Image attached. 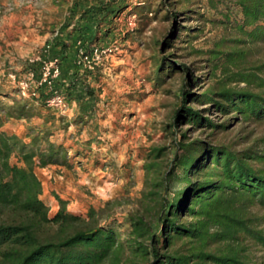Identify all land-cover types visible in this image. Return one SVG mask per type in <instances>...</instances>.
I'll return each mask as SVG.
<instances>
[{
	"label": "trees",
	"instance_id": "1",
	"mask_svg": "<svg viewBox=\"0 0 264 264\" xmlns=\"http://www.w3.org/2000/svg\"><path fill=\"white\" fill-rule=\"evenodd\" d=\"M61 2L69 3L68 13L45 58L59 60L61 78L56 83L65 79L66 88L83 92V107L93 109L96 95L88 79L92 72L82 73L74 66L68 67L73 69L69 72L64 68L67 54L77 41L88 49L113 35L116 19L126 10L135 16L152 11L144 0L133 7L124 0ZM165 2H161L165 16L176 17L169 8L172 4ZM207 2L216 7L215 1ZM230 2L242 16L235 30L244 38L236 42L264 43V0ZM176 27L164 37L165 47L175 38ZM246 52L247 47H226L223 41L204 51L210 73L219 70L222 79L201 92L190 89L196 77L186 65L169 63L163 53L151 57L154 87L172 72L182 71L186 78L172 118L162 128L170 145H151L142 155V189L136 208L126 217L125 233L110 215L100 220L101 212L93 206L84 216L68 211L67 200L58 195H54L57 211L48 214L36 168L71 169L68 147L41 129L28 128L23 137L2 129L10 119L34 116L25 101L13 100L2 107L0 264H264L253 259L247 244L251 241L264 249V137L234 149L215 137L227 122L217 123L207 113L211 109L232 113L230 119L264 121V79L240 66ZM184 124L188 129L182 131L179 127ZM194 128L209 133L190 138Z\"/></svg>",
	"mask_w": 264,
	"mask_h": 264
},
{
	"label": "rangeland",
	"instance_id": "2",
	"mask_svg": "<svg viewBox=\"0 0 264 264\" xmlns=\"http://www.w3.org/2000/svg\"><path fill=\"white\" fill-rule=\"evenodd\" d=\"M124 1L133 7L142 0ZM144 1H149L148 11L152 12L136 14L133 31L125 32L128 9L116 19L113 35L96 43L116 42L119 45L116 53L105 57L92 69L76 63L75 46L66 56L68 63L64 68L74 66L82 73L85 70L92 72L88 79L95 90L96 103L93 109L86 110L83 92L66 88L65 79L61 84L56 83L61 103H47L52 95L45 92L41 96L45 90H38L37 96H24L18 85L26 71L31 68L39 71V63L31 60L49 56L46 45L62 18L59 6L45 0H0V36L8 32L1 26L2 17L13 13L18 23L12 37L15 40V34H18V52L26 53L19 58L22 62H18V69L6 68L4 75L0 71V114L2 107L11 105L13 100L27 102L34 113L29 119H10L2 129L19 137H23L28 128L47 131L51 140L68 147V157L73 164L71 169L36 168L42 182L40 198L49 207L50 216L58 209L54 196L58 195L67 200L68 211L84 216L93 206L100 210V220L110 215L122 224V233L129 229L126 217L136 208V199L142 189V155L151 145H170L171 139L162 128L172 118L179 103V89L186 78L182 71L172 72L163 75L160 84L154 87L153 55L163 53L169 63L186 65L196 77L190 89L201 92L222 79L219 70L215 75L210 73L208 56L203 52L223 41L226 47H247L245 56L239 61L240 66L257 72L264 79V43L236 42L244 38L235 30L242 16L230 0H211L216 2L214 8L209 6L207 1L210 0ZM162 1H166L167 6L172 4L169 8L176 17L173 14L165 16L167 10ZM172 26H177L175 38L165 47L162 42L172 32ZM72 70L68 69L69 72ZM10 74H14L15 79ZM195 106L199 109L208 107ZM207 113L217 123L227 122L226 129L215 137L234 149H244L257 138L264 137V121L230 119L232 113L224 115L211 109ZM179 129L185 131L188 125ZM208 133L207 129L194 128L189 137H206ZM257 145L260 147L261 143ZM254 211L259 212L258 209ZM247 244L253 259L264 261V249L251 241Z\"/></svg>",
	"mask_w": 264,
	"mask_h": 264
},
{
	"label": "built area",
	"instance_id": "3",
	"mask_svg": "<svg viewBox=\"0 0 264 264\" xmlns=\"http://www.w3.org/2000/svg\"><path fill=\"white\" fill-rule=\"evenodd\" d=\"M135 3L137 0H128ZM126 26L128 30H133L136 26V16L129 15L126 18ZM56 34V33H55ZM54 34V35H55ZM50 48L49 42L46 45V51ZM76 48V63L83 66L86 69H92L95 64L100 62L105 57L116 53L119 50V45L116 42H111L105 45H92L90 48H86L80 41L75 43ZM31 62L39 63V71L35 69L26 72L23 79L18 81V85L22 95L24 96H37L38 90H45V92L51 93V98L47 99V103H61L62 98L55 88L56 81L60 78V65L59 60L55 57L41 58L37 57ZM37 75V76H36ZM15 79L14 74L9 75Z\"/></svg>",
	"mask_w": 264,
	"mask_h": 264
},
{
	"label": "crops",
	"instance_id": "4",
	"mask_svg": "<svg viewBox=\"0 0 264 264\" xmlns=\"http://www.w3.org/2000/svg\"><path fill=\"white\" fill-rule=\"evenodd\" d=\"M45 1H51L53 2L57 7L59 6V10L61 12L62 18L60 24L64 21L65 17L68 13V6L69 3L61 2V1H72V0H45ZM17 17L11 13L9 15H4L2 17L3 25L1 24L2 28L3 26L5 29H8L7 34L0 36V71L4 75L3 72H5L6 68L9 69H18V62H22L20 57L24 56L26 53H19L18 52V34H15V40H13L12 34L13 28H17ZM68 55V54H67ZM9 65V66H8ZM1 80V79H0Z\"/></svg>",
	"mask_w": 264,
	"mask_h": 264
}]
</instances>
